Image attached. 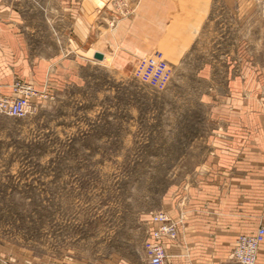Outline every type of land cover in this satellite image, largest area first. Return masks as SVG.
Here are the masks:
<instances>
[{
  "label": "rangeland",
  "instance_id": "obj_1",
  "mask_svg": "<svg viewBox=\"0 0 264 264\" xmlns=\"http://www.w3.org/2000/svg\"><path fill=\"white\" fill-rule=\"evenodd\" d=\"M12 1L50 51L51 0ZM85 6L100 39L77 51L72 78L70 66L17 78L30 108L0 113V264H145L147 219L170 192L203 175L234 130L264 145V80L253 77V103L228 84L257 71L249 43L255 27L264 38V0ZM142 61L167 64L163 88L135 75Z\"/></svg>",
  "mask_w": 264,
  "mask_h": 264
},
{
  "label": "crops",
  "instance_id": "obj_2",
  "mask_svg": "<svg viewBox=\"0 0 264 264\" xmlns=\"http://www.w3.org/2000/svg\"><path fill=\"white\" fill-rule=\"evenodd\" d=\"M85 2L51 0L52 45L50 51H44L30 42L32 33L24 26L27 18L12 5L17 2L0 0L2 95H11V84L17 78L32 82L37 72L47 73L49 67L59 70L60 66H70L63 78H72L75 67L80 64L77 51L89 49L88 43L93 38ZM253 34L249 44H253L257 71L250 68L253 59L250 48L248 55L247 51L244 53L248 56L247 78L250 80L242 85L236 82L235 76L228 80L233 92H238L240 87L249 90L247 96H251L248 99L251 103L256 102L253 101L254 91L260 86L253 77L264 80V38L258 27ZM94 38L93 45H96L100 38ZM262 99L264 96L261 102ZM239 135L240 130H234L233 143L216 150L215 156L208 159L203 175L167 196L164 211L178 222L176 239L164 241L167 264H238L229 258L235 239L241 234H253L264 225V145L238 140L235 137ZM148 219L147 232L151 226ZM255 264H264V240L259 245Z\"/></svg>",
  "mask_w": 264,
  "mask_h": 264
},
{
  "label": "built area",
  "instance_id": "obj_3",
  "mask_svg": "<svg viewBox=\"0 0 264 264\" xmlns=\"http://www.w3.org/2000/svg\"><path fill=\"white\" fill-rule=\"evenodd\" d=\"M135 75L143 82L163 88L169 79L170 68L163 61H142L136 67ZM12 92L10 97L0 93V113L19 117L26 115L30 108L31 87L15 81ZM148 221L151 226L145 240V264H167L164 241L176 239L178 222L163 211L151 212ZM263 240L264 225H260L253 234L239 235L229 258L238 264H255Z\"/></svg>",
  "mask_w": 264,
  "mask_h": 264
}]
</instances>
